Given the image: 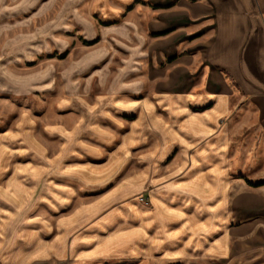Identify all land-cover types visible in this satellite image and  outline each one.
Listing matches in <instances>:
<instances>
[{"label": "crops", "instance_id": "obj_1", "mask_svg": "<svg viewBox=\"0 0 264 264\" xmlns=\"http://www.w3.org/2000/svg\"><path fill=\"white\" fill-rule=\"evenodd\" d=\"M81 2L65 72L0 55V264H264V0Z\"/></svg>", "mask_w": 264, "mask_h": 264}, {"label": "rangeland", "instance_id": "obj_2", "mask_svg": "<svg viewBox=\"0 0 264 264\" xmlns=\"http://www.w3.org/2000/svg\"><path fill=\"white\" fill-rule=\"evenodd\" d=\"M10 13L16 14V16L11 17V15H9ZM18 13H22L23 16L17 15ZM87 13V4L81 2V0H34V3H31L26 9L16 12H0V15H4V17L0 18L1 28H14V30H16V37L21 33H25L24 40H30L31 43H34L35 40H41V43L46 48L45 50L39 51L40 53L37 51L21 52V49L1 52L0 55L2 57L9 58L13 55L16 60H20L21 62V67L5 68L4 73H22L24 68L28 70L30 68L33 69L38 68V66H43L48 69V73L53 74V72L56 71L54 68L55 64L57 65V70L59 66H61L63 72H65L70 65L66 64L68 61L71 59L80 60L92 50L101 48L102 45L99 38L95 39L93 43H83L81 41L82 38L87 37L86 33H88L89 29L88 24L91 25L90 28L96 33V29L92 27V23L96 25L97 20L82 18L86 16ZM59 32L61 33L59 34ZM34 33H37V35L34 36ZM58 38L63 40V49L69 47V54L67 56L58 57L54 54L61 52L54 49L58 45ZM74 43H77V45L73 46V49L70 50L71 44L74 45ZM119 52L120 51H117L115 53L122 54ZM35 54H37L36 56L38 57H36ZM22 59H31L34 61L27 64L25 63L26 60L22 62ZM38 61H41L42 64L39 65L37 63ZM23 64L26 65L23 66ZM90 70L91 68L87 71L89 72ZM87 71L79 72L80 81L86 76ZM9 79L8 77L4 79L0 78V115L6 110L9 102L13 104L22 102L21 96L12 93V83H8ZM147 205L150 206L151 204L149 203ZM145 215L146 213H144V217Z\"/></svg>", "mask_w": 264, "mask_h": 264}, {"label": "clouds", "instance_id": "obj_3", "mask_svg": "<svg viewBox=\"0 0 264 264\" xmlns=\"http://www.w3.org/2000/svg\"><path fill=\"white\" fill-rule=\"evenodd\" d=\"M31 3H34V0H11L9 4H5V0H0V12H16L18 10L26 9ZM4 75L11 76L10 73H4ZM12 79L15 80L16 77H12ZM28 79L35 78L29 77ZM51 86V84L47 85V87Z\"/></svg>", "mask_w": 264, "mask_h": 264}, {"label": "built area", "instance_id": "obj_4", "mask_svg": "<svg viewBox=\"0 0 264 264\" xmlns=\"http://www.w3.org/2000/svg\"><path fill=\"white\" fill-rule=\"evenodd\" d=\"M141 200L144 201L145 203H148V200L146 199L145 196H142V197H141Z\"/></svg>", "mask_w": 264, "mask_h": 264}]
</instances>
